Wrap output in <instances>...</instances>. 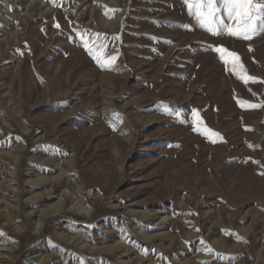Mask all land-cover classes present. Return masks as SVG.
Listing matches in <instances>:
<instances>
[{
  "label": "rangeland",
  "instance_id": "rangeland-1",
  "mask_svg": "<svg viewBox=\"0 0 264 264\" xmlns=\"http://www.w3.org/2000/svg\"><path fill=\"white\" fill-rule=\"evenodd\" d=\"M189 9L0 0V264H264V31Z\"/></svg>",
  "mask_w": 264,
  "mask_h": 264
},
{
  "label": "snow or ice",
  "instance_id": "snow-or-ice-1",
  "mask_svg": "<svg viewBox=\"0 0 264 264\" xmlns=\"http://www.w3.org/2000/svg\"><path fill=\"white\" fill-rule=\"evenodd\" d=\"M185 4L190 5L189 14L194 15L199 25L214 35L228 34L236 38L250 39L257 32L264 31V0H185ZM219 4L223 5L224 16H221ZM225 20L231 23H226ZM56 27L59 25L57 24ZM213 50L219 54V58L226 66L228 64L227 57L239 59L236 53L230 52L222 46H213ZM88 51L92 52V48L88 47ZM96 59L98 62L100 61V57H96ZM256 79L247 77V80L253 82ZM250 106L257 107V105ZM192 113L195 117L196 110L193 109ZM176 115L179 116V113ZM195 130L202 131L200 128ZM203 131L207 135L210 130L204 129Z\"/></svg>",
  "mask_w": 264,
  "mask_h": 264
}]
</instances>
